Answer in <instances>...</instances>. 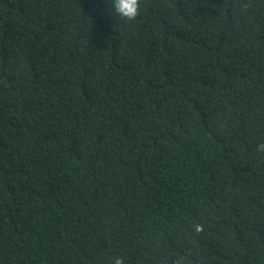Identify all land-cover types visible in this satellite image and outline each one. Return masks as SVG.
<instances>
[{
    "label": "trees",
    "instance_id": "trees-1",
    "mask_svg": "<svg viewBox=\"0 0 264 264\" xmlns=\"http://www.w3.org/2000/svg\"><path fill=\"white\" fill-rule=\"evenodd\" d=\"M0 0V264H264V0Z\"/></svg>",
    "mask_w": 264,
    "mask_h": 264
},
{
    "label": "clouds",
    "instance_id": "clouds-1",
    "mask_svg": "<svg viewBox=\"0 0 264 264\" xmlns=\"http://www.w3.org/2000/svg\"><path fill=\"white\" fill-rule=\"evenodd\" d=\"M107 10L115 18L136 20L141 11V0H107ZM114 264H125L122 257H116Z\"/></svg>",
    "mask_w": 264,
    "mask_h": 264
}]
</instances>
